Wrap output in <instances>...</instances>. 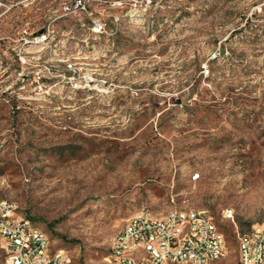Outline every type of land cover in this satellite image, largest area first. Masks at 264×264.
I'll return each mask as SVG.
<instances>
[{
	"label": "rangeland",
	"instance_id": "374dc122",
	"mask_svg": "<svg viewBox=\"0 0 264 264\" xmlns=\"http://www.w3.org/2000/svg\"><path fill=\"white\" fill-rule=\"evenodd\" d=\"M0 198L71 264L174 208L241 264L264 221V0H0Z\"/></svg>",
	"mask_w": 264,
	"mask_h": 264
},
{
	"label": "built area",
	"instance_id": "2783aa9c",
	"mask_svg": "<svg viewBox=\"0 0 264 264\" xmlns=\"http://www.w3.org/2000/svg\"><path fill=\"white\" fill-rule=\"evenodd\" d=\"M81 3V1H80ZM210 74L209 68L203 70ZM199 174L194 175V179ZM232 217L230 209L224 210ZM0 237L9 264H71L66 249H53L46 231L20 217L0 198ZM241 264H264V221L238 236ZM227 240L205 210L174 208L161 217L142 212L130 217L113 237L108 264H216L227 255Z\"/></svg>",
	"mask_w": 264,
	"mask_h": 264
}]
</instances>
